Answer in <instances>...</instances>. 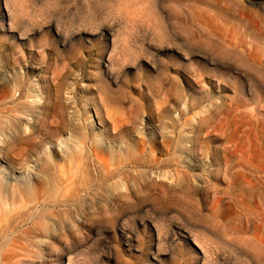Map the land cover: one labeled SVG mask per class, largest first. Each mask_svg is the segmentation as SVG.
I'll list each match as a JSON object with an SVG mask.
<instances>
[{
  "label": "rangeland",
  "instance_id": "rangeland-1",
  "mask_svg": "<svg viewBox=\"0 0 264 264\" xmlns=\"http://www.w3.org/2000/svg\"><path fill=\"white\" fill-rule=\"evenodd\" d=\"M6 4L26 37L0 30V85L10 86L0 113L14 102L13 77L30 79L34 98L22 101L45 105L41 120L16 123L49 139L39 156L75 168L79 133L119 144L117 165L127 148L146 150L113 182L94 168L64 183L57 199L81 192L73 208L49 221L50 235L19 239L27 248L12 263L68 264L60 258L72 249V264H199L201 247L200 264H264V0H0V11ZM5 170L0 158V178Z\"/></svg>",
  "mask_w": 264,
  "mask_h": 264
},
{
  "label": "bare ground",
  "instance_id": "bare-ground-1",
  "mask_svg": "<svg viewBox=\"0 0 264 264\" xmlns=\"http://www.w3.org/2000/svg\"><path fill=\"white\" fill-rule=\"evenodd\" d=\"M5 8V10L3 9L0 11V22L2 24L0 28L1 32L8 38L16 41H23L26 36L24 37L22 34L17 33L14 27L13 14L7 4ZM107 55L108 53L101 58L103 69L105 71L109 69L110 64L111 55L108 59H106ZM8 59L9 55L7 59H2V62L5 65L4 69H7V63L10 62L8 61ZM13 78V82L16 85V88L13 92L14 102L11 104L10 108H7V110H5L6 112L4 111L0 113V136L11 134L13 143L18 144L19 142H22L23 144H21L27 147H24V149H17L18 151L14 152L13 150L9 149V147L7 149V143L3 142V145H0V158L6 167V170L4 171V178H0V221L5 220V223L1 226L0 229V241L2 242V245L0 247V264H13L12 261L15 263L18 262V257L16 258V256L19 253V246L20 249L23 247V245L21 244L22 241L19 242V239L24 241L26 240L28 241L27 243L30 244L33 240L37 239L38 233L41 234L42 232L44 233V235L51 234L49 221L58 218L62 213L60 211L64 210V212H66L67 209L69 210L73 202L76 201H72L71 199L77 197L79 198L81 193L76 191L75 195L71 194V199H69L71 201L67 200V197L65 198V200L64 196L62 198L60 197V199H57V197L59 196L58 193L61 191L60 188H63L62 186L64 183L69 181L71 182L72 178L80 172L84 175L90 174L91 169L94 170V168L95 174L97 173L98 175H100L103 172V176L107 180L113 182L116 179H120V177L124 176L123 173L124 170H126L125 168H127L128 166H140L139 164L146 157L145 148L143 147V145L139 144L137 145V150H135V153H133L132 155L129 151V148L126 149L130 158L124 161L122 165L119 162L118 166L116 164V160L112 158L111 155L115 154V151L119 149V144H114V141L106 136L105 138H102V136L101 138H98L94 134L91 136L84 133H79L77 134L78 136H74L73 138L76 148L74 151V160L76 161L75 168L74 165L66 169L61 167L59 168L56 160H51L50 157L47 160L41 158L39 156L41 155L39 148H41L42 146H46L49 139L39 137L33 130L32 134L30 133L29 136L24 137V133L20 130V122L19 124L16 123V118H19L21 115H28L34 122H38L41 120L40 114L45 105L43 107H38L23 103L22 99L24 98H34L32 89L29 87L30 79H22L23 77L21 78L18 75H15ZM0 87H2L3 89H8L10 87L9 82L4 81L3 83H1ZM17 93H20L19 98H16ZM3 95L0 96L4 98L5 96ZM70 125L68 126L70 127ZM25 133H27L26 130ZM34 151H36L37 154L34 155ZM33 159L35 164L34 170L37 171V174H34L32 178L30 177L29 179L22 177L28 174V168H30V164L33 162ZM56 170L59 174V178ZM20 176L21 178H19ZM87 178L88 177L86 176L85 179ZM128 178L126 175L124 180L128 182ZM5 179L6 181H9V179H14L15 183H6ZM91 186H88L86 190H90L92 188ZM115 186H113V188L116 190H118V186L120 187V185L116 183ZM42 192H45L47 197H45V195H42ZM66 193L67 191L65 189V192H63V194ZM110 195L111 198L109 196V199L112 201L118 198L114 193H111ZM125 201L127 202V200ZM127 215L128 213L122 214L120 216V221H122ZM9 238H12V240L9 241ZM199 249L201 251V253H199L200 255H198L200 264L204 258H207V253H205L206 251H204L201 247ZM73 252L74 250L72 249L64 250L60 259L63 260L68 258V264H72L73 259L70 257V255ZM15 258L17 262L14 261Z\"/></svg>",
  "mask_w": 264,
  "mask_h": 264
}]
</instances>
